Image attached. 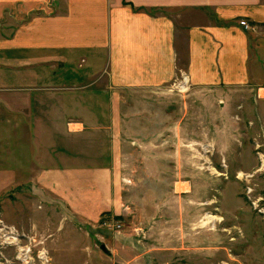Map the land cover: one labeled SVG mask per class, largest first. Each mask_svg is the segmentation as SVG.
<instances>
[{"label":"rangeland","instance_id":"374dc122","mask_svg":"<svg viewBox=\"0 0 264 264\" xmlns=\"http://www.w3.org/2000/svg\"><path fill=\"white\" fill-rule=\"evenodd\" d=\"M183 78L150 97L125 91L88 127L71 109L68 124H41L56 115L44 100L0 95V264H264V97L226 108L224 88ZM99 128L121 140L81 136ZM114 161L113 217L72 213L45 178Z\"/></svg>","mask_w":264,"mask_h":264},{"label":"crops","instance_id":"0c3cea01","mask_svg":"<svg viewBox=\"0 0 264 264\" xmlns=\"http://www.w3.org/2000/svg\"><path fill=\"white\" fill-rule=\"evenodd\" d=\"M182 72L197 90L224 88L226 108L239 93L264 97V0H0V95L44 100L56 115L41 124H68L71 109L88 127L90 110L127 90L150 97ZM99 129L80 135L121 140ZM115 166L44 173L72 213L101 219L122 210Z\"/></svg>","mask_w":264,"mask_h":264},{"label":"built area","instance_id":"2783aa9c","mask_svg":"<svg viewBox=\"0 0 264 264\" xmlns=\"http://www.w3.org/2000/svg\"><path fill=\"white\" fill-rule=\"evenodd\" d=\"M240 24L247 31H256V27L247 21H242ZM185 85H188V78H183V80L178 83V88L183 87ZM112 226H114V225H112ZM42 256H45V255L43 254Z\"/></svg>","mask_w":264,"mask_h":264},{"label":"bare ground","instance_id":"6f19581e","mask_svg":"<svg viewBox=\"0 0 264 264\" xmlns=\"http://www.w3.org/2000/svg\"><path fill=\"white\" fill-rule=\"evenodd\" d=\"M207 218H208L209 220H213V219H214L213 216H208ZM16 242H17V241L14 240V243H16ZM20 252H21L20 260H21V259H23L25 256H27V254H24V252H26V251H24V250H21ZM24 260H25V259H24Z\"/></svg>","mask_w":264,"mask_h":264}]
</instances>
